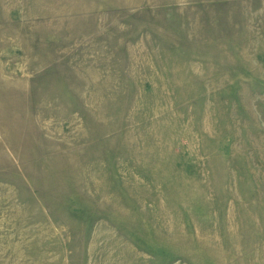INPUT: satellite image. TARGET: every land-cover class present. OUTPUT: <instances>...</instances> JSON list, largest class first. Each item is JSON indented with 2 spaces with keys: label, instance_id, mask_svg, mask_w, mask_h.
<instances>
[{
  "label": "rangeland",
  "instance_id": "374dc122",
  "mask_svg": "<svg viewBox=\"0 0 264 264\" xmlns=\"http://www.w3.org/2000/svg\"><path fill=\"white\" fill-rule=\"evenodd\" d=\"M0 264H264V0H0Z\"/></svg>",
  "mask_w": 264,
  "mask_h": 264
}]
</instances>
